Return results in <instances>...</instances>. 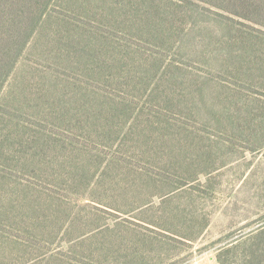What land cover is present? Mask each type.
<instances>
[{
  "label": "rangeland",
  "instance_id": "rangeland-1",
  "mask_svg": "<svg viewBox=\"0 0 264 264\" xmlns=\"http://www.w3.org/2000/svg\"><path fill=\"white\" fill-rule=\"evenodd\" d=\"M250 4L39 6L0 91V264H264V28ZM146 125L167 141L136 139ZM112 155L132 164L127 185L103 172ZM135 223L170 239L141 248Z\"/></svg>",
  "mask_w": 264,
  "mask_h": 264
},
{
  "label": "trees",
  "instance_id": "trees-1",
  "mask_svg": "<svg viewBox=\"0 0 264 264\" xmlns=\"http://www.w3.org/2000/svg\"><path fill=\"white\" fill-rule=\"evenodd\" d=\"M34 1L36 0H0V91L6 79L12 72L18 60L20 52L22 51L26 42L29 40V38L32 36L36 29V24L41 17L40 13H38L39 6L43 4L44 11V8L47 5V0H37L36 3ZM212 5L218 8H223L224 6L215 2H212ZM249 8H252V12L256 16L254 22L264 28V0H251ZM33 13H37L38 17H33ZM150 124L152 123L150 122ZM148 127L149 125H146V127L142 131L138 132L136 134V139H139V141H143L146 139V137H149L150 139L153 137L155 141L152 142L160 143L162 141H167L166 137L159 129L154 130L149 135H147L145 133V129H149ZM119 143L120 144H118V146H121V141ZM141 153L145 154L146 151H141ZM128 164L123 162V160H121L120 158H117L116 156L112 155L106 161L103 167V172L109 169L111 166L120 167V170L125 173L124 176H126L127 178H122L121 181L127 185L128 175L126 171H129L130 174L133 168L130 162H128ZM180 186L171 188L168 193L177 190ZM153 195L161 197L163 194L155 193ZM102 202L103 201H98V203L104 204ZM150 202L152 201H147V203L145 204H148ZM161 203H163V201ZM145 220H142V222L147 223V221ZM135 224L139 225L140 223ZM140 225L145 230V234H143V238L138 240V243H136V245H142L141 248H144L148 245L161 244V241L164 240V238L170 239L169 235L152 229L148 225ZM158 227L165 230L164 228H162L161 225ZM165 231H168L173 234V232L170 230ZM263 231L264 230L262 229L261 232ZM141 259V262L145 263V259L143 257Z\"/></svg>",
  "mask_w": 264,
  "mask_h": 264
}]
</instances>
